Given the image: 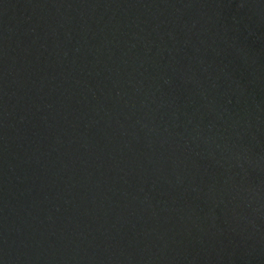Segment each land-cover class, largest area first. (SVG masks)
<instances>
[{
	"label": "water",
	"instance_id": "obj_1",
	"mask_svg": "<svg viewBox=\"0 0 264 264\" xmlns=\"http://www.w3.org/2000/svg\"><path fill=\"white\" fill-rule=\"evenodd\" d=\"M0 264H264V0H0Z\"/></svg>",
	"mask_w": 264,
	"mask_h": 264
}]
</instances>
